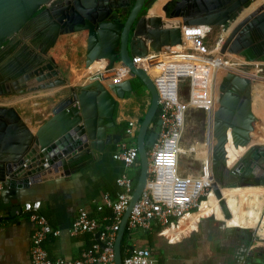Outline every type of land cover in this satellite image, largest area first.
<instances>
[{
    "label": "water",
    "instance_id": "95a60500",
    "mask_svg": "<svg viewBox=\"0 0 264 264\" xmlns=\"http://www.w3.org/2000/svg\"><path fill=\"white\" fill-rule=\"evenodd\" d=\"M50 1L0 0V53L3 45L11 44L7 57H0V97L54 89H60L54 96L62 97L52 109L51 118L36 132L14 107L0 106V181L5 189L16 192L13 215L17 207L21 208L18 200L37 195L40 182L65 177L101 160L110 148L124 141L123 135L116 132L117 99L134 93L132 79L139 78L150 92L152 104L138 135L141 177L115 242L116 264H123L122 240L128 219L147 184L149 152L163 125L160 119L151 132L160 97L151 74L134 62V54H143L146 40L150 51L178 50L183 46L185 27H226L253 0H167L163 7L165 15L151 13L157 0H129L124 6L115 7L114 0H64L62 7H46ZM143 9L146 12L140 15ZM46 17L53 19L51 25H37ZM63 25L72 28L68 31L62 29ZM81 31L88 32L85 68L90 81L70 86L49 51L61 36ZM229 56L240 57L243 63L264 64V3L225 37L222 51L216 56L173 55L175 60L202 59L215 64H227ZM119 62L123 67L115 71ZM231 63L220 78L218 73L223 68L216 75L210 147L214 187L202 200L200 208L205 214L201 218L210 239L231 235L237 238L226 250L228 264H264L248 253V245L254 241L264 214L256 221L236 222L242 209L237 212L236 199L223 196L230 188L264 187V123L252 108L256 80L241 69V64ZM126 70L130 78L123 82L108 86L103 83ZM257 78L264 80L263 76ZM243 201L240 198V203ZM247 236L242 245L240 240ZM99 237L97 234L98 242ZM134 249L130 246L126 258L131 257Z\"/></svg>",
    "mask_w": 264,
    "mask_h": 264
},
{
    "label": "crops",
    "instance_id": "0c3cea01",
    "mask_svg": "<svg viewBox=\"0 0 264 264\" xmlns=\"http://www.w3.org/2000/svg\"><path fill=\"white\" fill-rule=\"evenodd\" d=\"M211 33L207 32L208 39L211 38ZM87 42V31L76 32L61 36L49 51V56L55 60L62 77L68 79L70 86L90 81L85 68ZM145 48L150 52L147 40ZM135 55L141 54L135 53ZM229 57H235L232 60H236V62L233 60L237 63L236 66L243 63L240 57ZM121 67L123 65L119 62L115 71ZM121 74L124 76L122 81L130 78L127 70ZM255 75L264 77V73L258 72ZM117 80L118 75L115 74L103 83L108 86ZM58 90L60 89L0 97V106L14 107L29 128L36 132L51 118L52 109L62 98L54 96ZM181 94L183 99H188V84H183ZM117 101L114 118L117 124L116 132L124 137L121 145L110 148L101 160L82 166L73 174L40 182L37 195L18 200L21 202V208L17 207L13 215L11 210L17 201L16 192L4 187L0 190V264H31L30 249L36 227L24 209L27 201L39 199L42 202L41 213L54 229L53 234L44 242V248L52 259L76 260L83 252L92 250L98 243L96 238L98 232L73 234V223L79 211L85 209L89 211L92 218L97 219L99 230L109 224L108 219L112 215V210L105 206V198L109 196L114 200L118 199L123 191L119 185V179L124 175L133 178L138 171L136 165L134 168H128L119 158L123 151L122 146L136 148L133 142L134 140L138 142L141 126L152 104V96L149 91L141 96L128 93L124 99H117ZM262 101L264 102V97ZM252 108L253 112L260 108L259 104L253 103V98ZM203 114L200 107H190L187 113L186 129L196 128V138L202 135L203 126L197 128V125L203 119ZM128 131L132 134L128 135ZM129 138L131 140H128ZM130 170H135V173L132 174ZM181 170L195 172L198 166L187 163L184 166L181 165ZM225 195L224 193L223 196ZM235 199L239 201L236 211L239 212L242 209L241 213H243L246 210L247 201L244 199V202L240 203L239 197ZM203 214H205L203 208L199 207L187 212L179 219H171L164 226L156 224L150 231L126 228L122 240L124 259L130 253V246H133L149 249L152 255L164 264H228L226 250L236 243L237 238L231 235V237L220 236L217 239H210L208 227L203 224L201 218ZM211 224L214 225V223ZM211 233L213 235L212 229ZM255 236H257L258 244L264 243L263 235L258 231ZM254 241L256 242L255 239ZM253 247L255 245L252 242L249 248Z\"/></svg>",
    "mask_w": 264,
    "mask_h": 264
},
{
    "label": "built area",
    "instance_id": "2783aa9c",
    "mask_svg": "<svg viewBox=\"0 0 264 264\" xmlns=\"http://www.w3.org/2000/svg\"><path fill=\"white\" fill-rule=\"evenodd\" d=\"M235 20L226 27H210L212 30L219 29L216 39L217 50L215 48L207 51L202 43L207 38L209 27L187 26L183 29V46L180 49L167 52L150 51L147 57L142 55L133 57L136 64L151 74L158 89L159 111L163 125L158 141L149 152L147 184L131 211L128 229L150 231L156 224L164 226L171 219H179L187 212L201 207L203 198L213 189L210 150L212 114L217 93L216 75L223 65L208 63L202 59L175 60L173 55L197 54L204 58L216 56L222 51L224 35L229 33L232 25L236 23ZM250 65L242 63L240 67ZM210 70L213 71V78ZM119 75L115 83L123 82V74ZM184 83L188 84V99H183L181 94ZM190 107H200L205 111L204 140L203 144L195 141L186 149L182 147V143L187 130L186 117ZM131 134V131H128V135ZM122 149L119 158L128 168H133L140 156L138 148L123 145ZM184 154L192 156L197 163V171L181 170V156ZM119 185L123 191L118 199L114 200L109 196L105 198V206L112 210V216L108 219L110 223L101 230L99 222L91 217L88 210L79 211L72 226L73 234L98 232L100 237L92 250L83 252L76 260H54L50 257L44 248V242L53 234L54 229L41 213L42 202L39 199L25 202L24 209L36 227L30 249L31 264H116L115 242L123 215L134 193V180L124 175L119 179ZM3 187L0 181V190ZM123 264L164 263L157 260L149 249L135 248L131 257L124 259Z\"/></svg>",
    "mask_w": 264,
    "mask_h": 264
},
{
    "label": "bare ground",
    "instance_id": "6f19581e",
    "mask_svg": "<svg viewBox=\"0 0 264 264\" xmlns=\"http://www.w3.org/2000/svg\"><path fill=\"white\" fill-rule=\"evenodd\" d=\"M167 0H157V2L151 7V13L155 14V15H164L163 12V4L166 2ZM264 1H262L260 4H258L257 6L263 4ZM257 6H255L251 11L240 15V17L238 18V23L236 24V26L239 24V22L244 19L248 14H250L253 10H255L257 8ZM236 26L231 30L230 34L235 30ZM145 44V41H144ZM145 46V45H144ZM150 53L148 52V49H143V54H141L142 56L147 57ZM232 58L235 57H231L230 60L228 61V63L230 62H236V60H232ZM238 58V57H237ZM232 60V61H231ZM219 64V65H223V69L218 73V78H220L221 74H223L226 70V68L228 66H231V64ZM217 69H215L216 71ZM251 76H253V79L256 80L254 86H253V90H252V98H253V103L254 104H260V109H256V111L254 112V114L264 123V102L262 101V98L264 97V80H262L261 78H257V75L250 73ZM213 76V74H212ZM79 78V77H78ZM213 78V77H212ZM76 79V78H75ZM197 110V108H196ZM224 193L226 194L227 198L229 200L231 199H235V197H239V198H243L245 199V201H247V205H246V210L241 213V215L236 216V222H242V223H246L247 221H256L257 219H259L260 214L263 213L264 214V187L262 186H250V187H237V188H230L224 191ZM236 202H239L238 200H236ZM244 202V201H243ZM249 205V206H248ZM234 219V218H233ZM262 220L261 222V227L262 224L264 223V216L260 218ZM260 227V234L264 235L262 230Z\"/></svg>",
    "mask_w": 264,
    "mask_h": 264
},
{
    "label": "rangeland",
    "instance_id": "374dc122",
    "mask_svg": "<svg viewBox=\"0 0 264 264\" xmlns=\"http://www.w3.org/2000/svg\"><path fill=\"white\" fill-rule=\"evenodd\" d=\"M260 1L261 0H256L250 6L246 7L245 9H243L241 11V13L239 15H237V18H239L241 14L243 15V14L251 11L255 6L258 5V3L260 4ZM237 22H238V20L236 21V23H234L232 25V27L229 30V33L225 34L224 37H227L230 34L231 30L236 26ZM218 32H219L218 29H214V31H212L211 28L209 29L208 33H211L212 36H211L210 39L207 38L206 40L203 41V44L206 46L207 51H211V50H214L216 48V46H217L216 45V39L218 37ZM217 49L218 48H216L215 50H217ZM241 69L245 70V71H248L249 73L250 72L254 73V74L255 73L257 74L258 72L259 73H264V64L255 63V64H251L250 66H244ZM210 73H211V78H212L213 71L210 70ZM132 84H133V87H134V91L133 92L136 93V94H139L140 96L145 94L148 91V89L146 88L145 84H143L139 78H133L132 79ZM195 129L186 131L185 136H184V140H183V143H182V147L183 148L187 149L195 141L200 142V143L203 144V140H204L203 130H202V135L200 137L198 135V138H196L195 137V134H196L195 133ZM128 140H131V138H129ZM137 143H138L137 140H134L133 145L136 148H137ZM187 163H192L194 166H197V163L194 162V160H193L191 155L184 154V155L181 156V165L184 166ZM131 173L134 174L135 170H132ZM260 227H261V225H260ZM260 227L258 228L259 234H260Z\"/></svg>",
    "mask_w": 264,
    "mask_h": 264
},
{
    "label": "flooded vegetation",
    "instance_id": "af4514ba",
    "mask_svg": "<svg viewBox=\"0 0 264 264\" xmlns=\"http://www.w3.org/2000/svg\"><path fill=\"white\" fill-rule=\"evenodd\" d=\"M133 2L135 1V0H132ZM254 1H256V0H253V1H251L250 3H248L246 6H245V8L246 7H248V6H250ZM262 1H264V0H261L260 1V3L262 2ZM129 2V0H114V5H113V7H115V4L118 6V5H126L127 3ZM50 5H46V7H50V6H64V4H65V1L64 0H51L50 1ZM156 2L154 1L153 2V5L155 4ZM152 5V6H153ZM164 5L165 4H163V7H164ZM170 7H171V5H170ZM44 9H45V7L43 8L42 7V9H41V11H44ZM244 9V8H243ZM242 11V10H241ZM240 11V12H241ZM146 11H144V9H143V11H141V13H140V15L141 14H143V13H145ZM163 12H164V15H165V11L163 10ZM166 14H168V12H166ZM239 14V13H238ZM237 14V15H238ZM237 15H235V17H233V19L232 20H234V19H236L237 18ZM52 18L51 17H46L44 20H42L41 22H39V23H37V25H45V26H49V25H51V23H52ZM63 28H66L68 31H70L71 30V28H72V26H70V25H63V27H62V29ZM214 29H218V28H214ZM219 30V29H218ZM70 34H72V33H70ZM69 35V34H68ZM10 47H11V44H6V45H3V48H2V53H0V57L1 56H3V57H7V51L10 49ZM3 59V58H2ZM205 121V119L203 118L202 120H200V122H199V124L197 125V128H199L200 126L202 127L203 126V122ZM199 126V127H198ZM247 238H248V236L247 237H245L243 240H240V242L242 243V245L247 241ZM255 240H256V242L255 241H253V243H254V245H255V247H253V248H249L250 250H248V253H249V251H250V254H252L255 258H256V260L257 261H262V263H264V243L263 244H258V242H257V236H255V238H254ZM249 244H252V242L251 243H249ZM249 246V245H248ZM259 247V248H258ZM244 249H245V252L247 251V249L244 247Z\"/></svg>",
    "mask_w": 264,
    "mask_h": 264
},
{
    "label": "trees",
    "instance_id": "16d2710c",
    "mask_svg": "<svg viewBox=\"0 0 264 264\" xmlns=\"http://www.w3.org/2000/svg\"><path fill=\"white\" fill-rule=\"evenodd\" d=\"M160 119H161V113L159 111L157 117L155 118V120L153 122V125H152V128H151V132H153L155 130V127L157 126L158 121ZM136 166H137V170L138 171H137L136 175L133 177V180H134V186H133L134 187V191H135L136 184H137V182L139 181V179L141 177V172H142L140 156H138V160H137ZM109 223H110V221H109ZM261 230H262V232H264V223L262 224ZM127 234H128V231H127Z\"/></svg>",
    "mask_w": 264,
    "mask_h": 264
}]
</instances>
